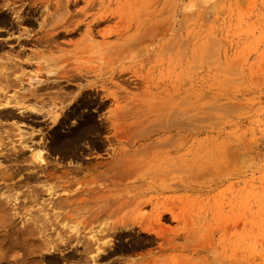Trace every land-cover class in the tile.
I'll list each match as a JSON object with an SVG mask.
<instances>
[{"label":"rangeland","instance_id":"obj_1","mask_svg":"<svg viewBox=\"0 0 264 264\" xmlns=\"http://www.w3.org/2000/svg\"><path fill=\"white\" fill-rule=\"evenodd\" d=\"M174 1L176 0H167L164 5L160 2L157 9L159 13L162 12L161 19L163 20L168 15H164L167 13L161 8L164 6L171 8L170 10L167 8L171 16L163 20L164 24H161L164 29L167 26L168 33L175 32L179 23L182 24V26L180 24L184 41L182 49L185 53L183 72L180 77L177 75V70H174L175 65L170 67V72L168 71L165 76H161L159 69L155 68L153 74L147 78L150 81L145 79L148 82L136 86V79L142 81L147 77L146 74L150 72L149 66L154 65L155 61L161 57L171 59L178 49L175 47L161 54L151 53L150 62L142 70L141 68L137 70L135 78L129 73L116 72L122 76L112 80L119 88L117 92L122 97L117 106L107 101L102 107H98V104L89 108L81 107L78 108L74 117L62 123H59L60 120L52 123L42 117L35 120L38 121L36 125L28 120L1 121V124L6 127L13 128L11 134L14 136L10 137L12 143L9 141L12 147L8 145L10 146L8 150L16 146L20 147L17 134H27L32 129L39 128L37 130L42 133L39 132L41 142L39 138H36L35 145H38L25 149L23 158L29 159V162L33 160L32 153L41 150L42 158L51 164H58L63 169L80 168V173L77 177L75 175L76 179L74 178L78 183L75 182L74 186L64 191L57 189L52 198H58V200L65 196L78 197V193L86 188L84 181L88 174H85L84 168L98 162L106 164L112 151H117L118 148L130 152V154L126 152L130 157L132 153L134 157L138 156L136 153L143 150L144 155H152L150 164L153 165L171 161L169 166L173 167L172 163L175 161L184 164L182 166H186L185 170L190 171L197 166L196 169L194 168L197 171H194L196 174L191 173L193 176H189L186 172L177 175L178 177L186 176L187 180L190 178L189 184L192 189L165 193L162 197L171 214H167V218L161 219L156 226L151 225L164 235L184 234L188 231L191 234L189 239L193 240L188 239V242H185L186 240L182 238L175 239L177 245H181L182 248L178 247L176 251L159 253L157 252L159 242L155 241L156 238L154 239L148 233H139L138 229H134L133 235L122 240L125 250L117 253L116 258L128 263L151 255L154 258H163L172 264H264V0H183L181 14L177 19L173 16L176 5ZM3 11L8 16V23L15 22L10 11ZM39 15L37 12L33 16L34 20ZM21 29L35 31L36 27L35 25L29 27L15 24V28L10 29L11 32L9 30L10 33L0 36V41H6L5 37L9 35L16 38L17 33L23 31ZM70 40L75 41L76 37ZM13 44L10 45L13 46ZM81 70L88 77L98 74L106 77L104 76L106 71L101 69L97 61L86 63L84 69ZM67 84L73 86L66 87ZM82 84L84 82L81 81L62 83L58 89L46 90L43 94L47 96L55 94L56 97L67 100L63 105L58 106L62 108L61 114L63 115L69 112L68 110L75 101L80 99L81 94L77 91V85ZM12 91H8L7 95H12ZM126 95L131 97L127 101L125 100ZM80 115L91 116L92 121L91 119L90 122L86 121L87 119L84 121ZM80 125L85 128L82 127V133L87 126L93 129L95 126V129H92V133L86 130L85 132L89 131L85 133L88 137L83 135L85 138L82 137L81 141H75L74 156L63 157L55 153L49 154L47 146L50 143L52 130L56 129L63 137H72V133L75 129H79ZM136 135L139 137H134ZM65 137L63 140H68ZM136 138L143 139L138 141ZM164 139L167 142L160 141ZM42 141L45 142L42 143ZM131 141L134 142L133 148H126L124 142L130 143ZM154 141L157 143L155 147L151 146V142L154 143ZM182 142L183 144H180ZM242 148L247 151L245 163L240 159ZM174 157L176 159H172ZM190 157L195 159L190 160ZM228 158L233 159V162L230 161L231 164H228ZM197 160L198 164L195 162ZM226 162L229 166L227 170L231 173H226L223 169ZM235 162L236 164H232ZM27 164L0 159V170L9 171L15 166L24 167ZM215 165H220L218 169L220 170L221 167L222 173L213 169ZM210 168L214 170V175H211ZM197 169L202 171L199 172ZM101 170L102 168L99 169ZM169 170L175 171L174 168ZM206 170L209 173L211 171V176L206 173ZM27 171L25 170L26 173ZM83 174H85L84 177ZM12 183L14 184L13 180H0V198L9 196L10 200H13L18 197L22 201L21 191L27 194L26 190L33 184L29 183L28 189L26 187L18 189L12 187ZM49 197L45 193L41 195L44 200ZM59 210L62 211L56 209L55 212ZM140 213L149 214L150 208L144 206L140 209ZM35 214H31L33 217L27 216L34 218ZM27 216L24 219L0 218V264L10 263V251L7 246L10 243L8 242L12 240L14 242V239L15 242H19L16 240L18 234L13 233L11 236L12 232L6 231L9 229L6 227L11 223L22 226L23 221L29 218ZM5 232H9L10 235ZM8 235L12 237L11 240ZM4 236H8L7 239ZM14 248H16L15 253L14 250L12 253L15 255L12 254V256L22 254L23 250L21 251L17 246ZM44 261L40 264H50ZM168 262L165 263L168 264Z\"/></svg>","mask_w":264,"mask_h":264},{"label":"bare ground","instance_id":"obj_2","mask_svg":"<svg viewBox=\"0 0 264 264\" xmlns=\"http://www.w3.org/2000/svg\"><path fill=\"white\" fill-rule=\"evenodd\" d=\"M166 1L0 0V12L3 10L10 11L9 13L12 14L15 21L8 23V16L4 14V11L0 13V36L8 34L10 29L15 28V24L17 26L23 24L29 27L35 25L36 27L35 31L21 29L23 31L17 33L16 38L9 35L10 39H8V36L5 37V39L7 38L6 41H0V51H3V55L0 54V159L28 163L27 166H15L10 168L9 171L0 170V180H13L12 187L18 189L27 188L30 185L29 183L36 184L35 186L30 185L31 188L29 186V189L27 188V194L23 190L21 191L22 201L18 197H13L14 199L10 200L8 195H6L7 198L1 195L4 198H0V218L14 219L15 217V219H24L32 213L37 214L34 218L27 216L29 218L23 221L22 226L11 223L6 227V229L9 228L6 231L12 232H10L11 236L13 233L18 234L16 240H19V242H15V239L14 242L13 240L11 242L7 240L10 243H7L10 251V255H8L11 258L9 264H40L45 259L50 264H166L165 262L168 261H165V259L154 258L151 255L137 261H129V263L121 262L123 260L120 261L116 258L117 253L119 254L125 250L123 249L122 240L131 234L133 235L134 229H138L139 233H148L154 239L156 238L155 241L158 240L159 242H157V252L159 253L176 251L178 247L182 248L181 245H177L175 239L182 238L184 241L186 240L185 242H188L191 235L188 231L184 234L164 235L151 225L156 226L161 219L167 218V214H171L162 197L165 193H177L192 189L189 184L190 178L187 180L186 176L178 177L177 175L184 174V172L189 173V176L196 174L195 169L197 166L190 171L185 170L186 166H182L184 165L182 163L177 162L180 164L177 166L175 161L172 163L173 167L169 166L171 161L153 165L150 164L152 155H144L143 150L138 152L139 147L137 148L138 153L136 154L138 156L136 155V157L132 155L133 153L130 157V155L128 156L130 152L118 148V152L116 150L112 151L106 164L98 162L89 164L84 168L85 174H88L84 181L86 188L78 193V197L65 196V198L58 200V198H52L57 189L64 191L74 186L75 182L78 183L75 179L81 169L74 167L63 169L58 164H51L42 158L41 150L33 152V155H31L33 160L31 159L28 162L29 159L22 157L23 152L29 147L38 145H35V139L40 137V131L37 130L39 128L31 131L29 127L31 131L28 132L29 134L27 132V134H17L20 147L17 148L16 146V148L13 147L8 150L11 146L9 144L11 142L10 137L14 136L11 134L13 128L10 129L11 127L1 124L3 120L14 119L15 121L28 120L36 125L38 121L35 120L40 117L46 118L52 123H56L57 120L62 123L64 120L74 117L78 108L81 107L89 108L97 104L98 107H102L107 101L117 106L122 97L117 92L119 88L112 80L122 76H119L116 72L129 73L135 78L137 70L139 68L142 70L150 62L151 53L161 54L175 47L178 49V52L171 59L170 57L167 59L161 57L155 61L154 65L149 66L150 72L146 74L147 77L145 76L146 78L142 81L136 79V86L150 81L147 78L153 74L155 68L159 69L161 76H165L170 67L175 65L174 70H177V75L180 77L183 72L182 65L185 53L182 49L184 42L182 24L179 23L173 33L166 31L168 29L167 24L165 29L161 26L163 20H167L171 16L170 12L167 11L168 7L165 8V6L161 8L162 11L167 13L164 15H168L165 19L162 20V12H158L157 6L159 3L163 2L164 5ZM182 1H174L176 5L174 4L173 16L176 19L181 14ZM37 12L40 15L34 20L33 16ZM172 24L171 26H173ZM101 25H104V27H101ZM74 37H76V40L71 41L70 39ZM10 44H13V46ZM96 61L100 63L101 69L103 68L106 71L104 75L106 77L100 74L88 77L85 73H82L81 69H84L86 63ZM145 79L148 81H145ZM78 81L84 82L82 85H77V91L81 94V97L75 101L74 107L71 106L69 112L62 115V108L58 106L63 105L67 100L59 96L56 97L55 94L44 95L43 91L58 89L62 83ZM122 82L124 84V81ZM72 86L71 84L66 85V87ZM10 90H13V94L7 95ZM126 96V99L124 98L126 101L131 98L128 95ZM45 108L46 110H44ZM60 114L61 117L59 118ZM80 116L84 121L86 119V121L90 122V119L92 121L91 116ZM82 127L75 129L76 131L74 130L72 137L64 136L68 138L66 141L63 140L64 137L59 135L56 129L52 130L50 143L47 146L49 154L55 153L63 157L74 156L75 141L80 140L85 133L89 132H85L86 130L91 132L93 129V127L87 126L84 133H82ZM137 135L134 137H139ZM85 137L88 136L85 135ZM136 139L140 141L143 138ZM40 140L41 138H39V142H41ZM157 140L159 139L157 138ZM160 141L165 142L166 140ZM151 143V146H157L155 141ZM118 144L120 145L119 141ZM132 144H134L133 141L130 143L124 142L126 148H133ZM180 144H183V142ZM246 152L245 148H242L241 154L237 152L240 154L243 163H245ZM192 158L190 157V160ZM228 160V164H231L230 161L233 162V159L228 158ZM241 160H239L240 163ZM195 162L197 163L198 160ZM228 164L226 162L225 167L222 168L225 169L226 173H231L227 170ZM232 164H236V162ZM219 166L215 165L212 168L222 173L220 171L221 167L220 170L218 169ZM100 168H102L101 171H99ZM173 168L175 171L169 170ZM207 168L209 167L207 166ZM25 170H28L27 173ZM197 170L199 171V169ZM194 171L196 172L194 173ZM211 171L209 173L206 170V173L210 175ZM213 171L211 175H214ZM94 173L96 175H93ZM85 174H83V177ZM223 175L225 174L223 173ZM42 183L47 184L40 185ZM43 193L50 197L45 200L42 199L41 195ZM144 206L150 208L149 214L143 215L140 213V209ZM56 209L62 211L55 212ZM31 216L33 217V215ZM37 216L38 218L35 219ZM5 233L9 234V232ZM11 236H9V240H11ZM15 236L13 237L15 238ZM192 240L189 239V241ZM14 246L20 248L21 251L23 250L22 254L14 256L16 249ZM12 254L14 255L12 256ZM168 264L172 263L168 262Z\"/></svg>","mask_w":264,"mask_h":264}]
</instances>
